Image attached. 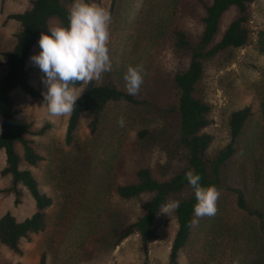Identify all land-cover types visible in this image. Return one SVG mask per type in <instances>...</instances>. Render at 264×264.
Returning a JSON list of instances; mask_svg holds the SVG:
<instances>
[{
  "label": "rangeland",
  "instance_id": "obj_1",
  "mask_svg": "<svg viewBox=\"0 0 264 264\" xmlns=\"http://www.w3.org/2000/svg\"><path fill=\"white\" fill-rule=\"evenodd\" d=\"M30 2L0 0V78L5 73L4 54L12 49L19 29L18 22L6 18L28 9ZM96 4L111 14L107 44L111 70L94 81L98 85L111 81L127 90L124 77L128 66H140L143 84L137 95L144 101L136 106L110 103L95 135L90 134L88 115L83 114L74 139L67 143L69 114L57 117L48 112L43 102L46 89L41 82L42 73L31 60L40 50L38 42L33 46L27 66L30 84L41 97H31L20 88L13 90L11 96L17 120L31 125L32 133L27 138L43 160L36 166L21 162L20 168L33 174L40 190L53 202L46 211V230L33 236L30 242L22 241L21 254L1 247L0 264H39L42 254L46 264H168L177 230L175 208L169 205L188 197L190 189L186 188L169 201L162 210L167 214L158 215V237L148 245L145 259L137 235L129 236L115 248V217L122 212L126 220L133 221L150 197L123 201L116 195L115 186L132 180V170L139 164L150 168L158 180L169 179L185 169L182 154L174 142L158 135L157 127L163 120L160 104L167 98L165 71L175 66L168 34L177 26L190 35H199L203 9L198 0H118L112 12L111 0ZM65 6L69 10L72 4ZM250 11V45L234 50L228 60L222 54L209 63L201 87L204 99L213 107L212 124L205 129L213 137L210 155L228 142L230 113L245 106L252 109L238 153L225 174V183L243 184L249 201L253 202L251 199L255 197L264 200V0H255ZM233 16V10L223 16L222 30ZM49 25L55 26L57 22L51 20ZM73 88L77 94L83 89ZM121 119L123 126L119 124ZM143 129L152 137L140 141L137 134ZM17 152L22 156L20 146ZM4 165L5 156L1 151L0 171ZM10 186L11 177L0 174V217L9 212L17 221H22L34 213V202L21 187L22 195L16 205L14 194L6 191ZM231 201L223 193L216 208H223ZM209 217L212 216L195 218L191 242L181 251L177 264H257L256 258L248 261L242 252L254 245L244 248L241 244L213 241L214 234L206 221Z\"/></svg>",
  "mask_w": 264,
  "mask_h": 264
},
{
  "label": "trees",
  "instance_id": "obj_2",
  "mask_svg": "<svg viewBox=\"0 0 264 264\" xmlns=\"http://www.w3.org/2000/svg\"><path fill=\"white\" fill-rule=\"evenodd\" d=\"M203 14L200 16L202 30L196 37L183 29L173 26L168 34V45L175 61L166 72L165 81L167 98L161 105L163 120L157 127L158 134L169 142H174L185 162V169L166 180H158L150 168L139 164L132 170V180L115 186V193L120 200L130 201L142 196L150 197L142 209V213L133 221L126 220L125 214L119 212L115 217V248L131 235H137L145 259L148 245L157 237L156 220L169 201L186 188L189 196L180 200L174 214L177 230L172 241L168 264H177L178 258L191 242L195 229L194 190L188 183L185 173L192 170L201 177L202 186L214 185L221 194L231 197V203L217 208V214L209 217V229L214 234L213 241L241 244L244 254L257 264H264V200L260 197L249 201L243 184L225 183L228 166L235 158L240 147V138L252 117L250 106L234 110L228 117V142L215 154H209L213 137L205 129L212 124V105L202 95V81L206 67L218 57L226 60L234 50L250 45L252 32L251 5L255 0H198ZM99 3L100 0H93ZM73 0H31L30 7L23 12L7 16V20H15L19 24L15 34L14 45L4 54L5 73L0 78V152L5 156V165L0 171L1 176L11 177V186L6 191L14 194V203L20 201L24 187L32 198L34 213L22 220L7 212L0 217V248L21 254L22 241L30 242L33 236L43 233L47 228L46 211L52 205V198L43 193L33 174L21 169V162L36 166L43 160L27 138L31 132L30 124H21L16 117L14 101L11 93L20 88L31 97H41L38 90L30 84V68L27 62L33 46L38 42L42 32L46 31L51 20L58 24L68 25L66 4ZM118 4L111 0L110 11ZM230 10L234 16L222 30L223 16ZM109 54V51H108ZM71 87H83L74 110L69 113L65 140L71 143L83 114L88 115L87 127L91 135H95L101 117L110 103H127L139 105L143 99L129 95L127 90L108 81L104 84L91 82H74ZM164 93L162 95H165ZM156 129V130H157ZM151 136L147 129L140 130L137 137L145 141ZM152 137V136H151ZM22 148V156L17 152ZM128 179V178H127ZM254 196V195H253ZM219 203H216L218 205ZM220 212H223L220 214ZM116 214V213H115ZM39 264H46L44 254Z\"/></svg>",
  "mask_w": 264,
  "mask_h": 264
},
{
  "label": "clouds",
  "instance_id": "obj_3",
  "mask_svg": "<svg viewBox=\"0 0 264 264\" xmlns=\"http://www.w3.org/2000/svg\"><path fill=\"white\" fill-rule=\"evenodd\" d=\"M110 12L93 0H73L68 13V25L58 24L42 32L38 40L39 52L31 57L42 73L41 82L46 91L43 102L52 116H64L74 110L82 91L77 94L70 85L91 82L111 70L107 44L110 39ZM140 66H128L125 74L129 95H136L143 84ZM119 124L123 126L121 119ZM194 190L196 217L213 216L219 191L214 185L202 186L199 174L185 173ZM178 207V203L169 208ZM167 214V211H161Z\"/></svg>",
  "mask_w": 264,
  "mask_h": 264
}]
</instances>
